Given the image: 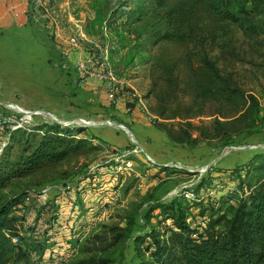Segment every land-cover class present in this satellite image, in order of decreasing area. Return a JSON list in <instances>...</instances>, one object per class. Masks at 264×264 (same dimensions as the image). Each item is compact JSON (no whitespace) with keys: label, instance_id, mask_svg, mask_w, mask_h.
Wrapping results in <instances>:
<instances>
[{"label":"rangeland","instance_id":"obj_1","mask_svg":"<svg viewBox=\"0 0 264 264\" xmlns=\"http://www.w3.org/2000/svg\"><path fill=\"white\" fill-rule=\"evenodd\" d=\"M151 2L49 0L51 22L44 15L35 20L41 24L34 28L36 38L48 41L51 51L58 47L56 23L64 36L84 35L83 51L110 63L119 91L109 114H90L94 108L80 99L38 96L54 92L40 79L39 59L21 55L24 48L16 44L14 49L0 44V157L22 152L21 134L38 139L54 126L89 143L0 191V203L19 197L8 214L13 221L6 234L21 251L11 264H130L137 237L151 229L169 236L171 222L163 221V209L150 212L153 206L179 199L192 229L203 231L215 211L236 206L249 194L254 170L230 168L246 164L253 151H264L262 136H238L264 130V35L247 39L233 27L236 44L194 59L188 68L182 66L184 50L168 44L158 53L163 64L154 73ZM210 64L255 98L243 117L234 120L232 103L217 98ZM121 103L123 111H115ZM128 231L133 234L125 238ZM117 235L123 238L114 244ZM137 243L150 258L145 248L153 239Z\"/></svg>","mask_w":264,"mask_h":264},{"label":"trees","instance_id":"obj_2","mask_svg":"<svg viewBox=\"0 0 264 264\" xmlns=\"http://www.w3.org/2000/svg\"><path fill=\"white\" fill-rule=\"evenodd\" d=\"M147 11L154 20L151 27L154 33L150 37L151 47L155 50L152 60L154 73L163 64L158 53L168 44L179 46L184 50L182 61L185 64L182 63V66L188 68L193 64L194 59L199 57L203 59L209 53H214L218 49L228 50L236 44L235 41L239 38L232 32L233 27H237L236 32L239 31L247 39L264 35V0H193L192 2L152 0ZM206 15H209L211 20L207 21L204 18ZM137 20L143 22L140 17ZM45 23L48 32L50 24L48 21ZM8 33L0 30V44L8 49H14L13 45L16 44L19 48H24V54L20 53L21 55L32 58L33 54L28 52L32 49H28L21 42L23 36L15 39L19 42L11 43L10 39L13 38ZM48 35L51 36L49 32ZM22 62L29 63L25 60ZM62 66L64 64L60 67ZM206 68L212 74L210 78L217 87V98L224 99V103H232L234 111L231 117L234 120L243 117L255 105L249 102L250 99L255 101V98L235 85L231 86L230 80L221 77L211 64ZM21 70L26 71L25 66ZM28 72L29 70L26 72V77ZM58 72L60 73H51L50 79L45 81L48 84H55L58 76L64 75L65 78L71 77L70 74L77 76V73L75 76L74 71L69 67H62ZM160 77L165 81L170 80L168 75L161 71ZM36 94L46 97L49 93L37 92ZM60 98L66 99L64 96ZM70 100L73 101L75 98H70L69 102ZM81 103L78 107L76 106L78 111L83 109ZM89 108H94L93 113L90 112L92 115L110 112V109L95 104H90ZM215 123L220 125L222 121L218 119ZM93 135L98 137L96 134ZM259 135L264 138L263 129L238 133L239 137ZM12 136L16 137L14 134ZM29 136L25 134L19 136L17 143H23L22 152L19 155L12 158L11 154L6 152L0 157V191L14 181L42 169L46 164L64 161L88 143V139H77L73 131L61 129L59 126L50 127L38 139L36 135ZM252 153L246 164L230 168L238 171L241 167L247 166L250 171L253 169L255 172L253 181L250 183L249 194L242 197L238 205L228 204L215 211L203 231L192 229L186 218L187 207L179 199L153 206L150 212L163 209L165 215L163 221L165 224L168 221L171 222V225L168 224L169 236L160 237L155 229H151L137 237L134 248L136 256L130 264H264V151L260 149ZM255 162L257 165H254ZM18 201L19 197L0 203V264H11L21 252L16 244L12 243L11 237L6 234V231H11L13 221L8 218V214ZM148 215L146 218L149 219ZM132 224L138 225L136 221H132ZM131 234H133L132 231H128L124 237L128 238ZM195 234L198 235L197 238L194 237ZM146 237L152 238L154 243L153 246L149 244L145 248L150 258L142 254V249L137 243L138 240ZM122 238V235L115 236L114 244Z\"/></svg>","mask_w":264,"mask_h":264},{"label":"crops","instance_id":"obj_3","mask_svg":"<svg viewBox=\"0 0 264 264\" xmlns=\"http://www.w3.org/2000/svg\"><path fill=\"white\" fill-rule=\"evenodd\" d=\"M24 8H26V4L22 0H0V17L2 18L0 30L9 32L8 34L13 38L10 39L11 43L16 41L15 39L17 37L23 36L22 41H20L24 43L28 49H32L28 51L33 54L32 56H36L40 60V70L37 68V71L42 80L45 81L50 79L49 77H51L53 73H60L58 71L62 67L71 68L76 76L74 63L79 55L77 49L70 47L67 58L61 56L59 47H54L51 51L47 46L48 41L36 38L37 33L34 28H36L40 22L37 24L36 21L27 19V17L22 14ZM16 42H19V40ZM61 63L64 64V66L60 67L62 65ZM70 75L71 77L69 76L67 78H65L64 75L63 77L58 76L55 84L49 83V85H52L51 87L54 88V92H46L50 94L48 97L54 96V98H52L53 100H58L62 96L68 100L70 98H75L87 101L89 104L113 109V107H110L111 99L107 93L106 87L100 81L91 78L84 85L79 86L76 83V77H74L73 74ZM74 95H76V97ZM60 100L57 101V103H61ZM122 104L123 103L118 106L115 105V111H123Z\"/></svg>","mask_w":264,"mask_h":264},{"label":"built area","instance_id":"obj_4","mask_svg":"<svg viewBox=\"0 0 264 264\" xmlns=\"http://www.w3.org/2000/svg\"><path fill=\"white\" fill-rule=\"evenodd\" d=\"M27 3L26 8L22 10V14L30 20H36L39 15H44L50 20L52 14L48 9L49 0H22ZM48 3V5H47ZM2 18L0 17V23ZM54 36L56 45L59 47L60 54L63 58H67L69 55V48H76L79 52L78 57L75 60L74 67L78 76V82L85 84L89 79L95 78L100 81L108 90L110 99L114 100L117 92V87L114 85L115 81V72L111 67L110 63L99 56L95 52L87 53L83 51V48L80 44L84 41V35L72 34L70 36H64V31L58 28V25L54 23ZM85 42V41H84ZM134 98H139L135 93L132 94Z\"/></svg>","mask_w":264,"mask_h":264}]
</instances>
